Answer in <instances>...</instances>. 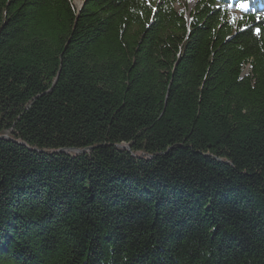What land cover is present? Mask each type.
Returning a JSON list of instances; mask_svg holds the SVG:
<instances>
[{
    "label": "trees",
    "instance_id": "16d2710c",
    "mask_svg": "<svg viewBox=\"0 0 264 264\" xmlns=\"http://www.w3.org/2000/svg\"><path fill=\"white\" fill-rule=\"evenodd\" d=\"M0 264H264V0H0Z\"/></svg>",
    "mask_w": 264,
    "mask_h": 264
},
{
    "label": "rangeland",
    "instance_id": "374dc122",
    "mask_svg": "<svg viewBox=\"0 0 264 264\" xmlns=\"http://www.w3.org/2000/svg\"><path fill=\"white\" fill-rule=\"evenodd\" d=\"M79 1H80V4H81V0H79ZM183 2L186 3L188 9H192V8L194 7L195 3H196V0H183ZM73 4H74L76 7H78V6H77V2H76V0H73ZM180 4H182V2H180ZM180 4H179V5H180ZM179 5H178V6H179ZM237 16H238V14H237L234 10H231V17H232V19L235 18V17H237Z\"/></svg>",
    "mask_w": 264,
    "mask_h": 264
},
{
    "label": "snow or ice",
    "instance_id": "6c2138e0",
    "mask_svg": "<svg viewBox=\"0 0 264 264\" xmlns=\"http://www.w3.org/2000/svg\"><path fill=\"white\" fill-rule=\"evenodd\" d=\"M238 7H239L241 10H244V9L247 8V5L242 3V4L238 5ZM257 31H259V30H257Z\"/></svg>",
    "mask_w": 264,
    "mask_h": 264
},
{
    "label": "bare ground",
    "instance_id": "6f19581e",
    "mask_svg": "<svg viewBox=\"0 0 264 264\" xmlns=\"http://www.w3.org/2000/svg\"><path fill=\"white\" fill-rule=\"evenodd\" d=\"M76 2H77V6H79L80 5V1L79 0H76Z\"/></svg>",
    "mask_w": 264,
    "mask_h": 264
},
{
    "label": "water",
    "instance_id": "95a60500",
    "mask_svg": "<svg viewBox=\"0 0 264 264\" xmlns=\"http://www.w3.org/2000/svg\"><path fill=\"white\" fill-rule=\"evenodd\" d=\"M80 7H81V4L77 7V9L79 10L80 9Z\"/></svg>",
    "mask_w": 264,
    "mask_h": 264
}]
</instances>
